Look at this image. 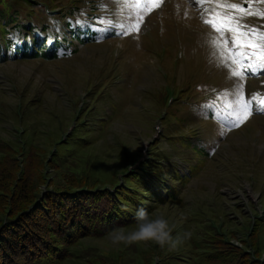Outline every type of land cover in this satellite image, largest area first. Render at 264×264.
Returning a JSON list of instances; mask_svg holds the SVG:
<instances>
[{
    "label": "rangeland",
    "instance_id": "374dc122",
    "mask_svg": "<svg viewBox=\"0 0 264 264\" xmlns=\"http://www.w3.org/2000/svg\"><path fill=\"white\" fill-rule=\"evenodd\" d=\"M43 1L55 9L61 3L67 6L65 9L85 7L86 15L91 12L84 18L86 25H97L102 34L109 31L107 26L120 37L80 47L60 61L24 60L0 66V138L8 142L16 138L23 151L32 146L54 154L50 138L58 129L56 117L61 119L64 141L76 127L74 121L90 97L104 89V94L111 96V106L98 115L99 122L106 116L105 127H94L89 136L102 148L104 141L116 142V146L106 150L108 154L101 148L106 159L99 168L120 173L114 190L123 186L129 172L147 161L149 152L155 158L147 161L149 167L176 162L178 168L185 170L187 165L201 168L182 198L188 205L208 202L212 210H217V206L225 209L227 222L218 216L217 222L209 220L206 228L214 227L226 242L221 230L224 228L233 236L229 244L245 245L247 251L254 252L247 241L264 216V117L249 118L234 131V124L241 122L236 105L233 120L224 122L225 133L215 124L192 123L184 117L181 107L204 101V96L212 91L234 103L244 95L264 91V77L246 78L242 73L245 65L235 64L236 56L229 52L230 45L226 43V38L231 37L235 48H245L246 57L261 58L256 59L252 71L257 72V66L264 64V0H139L138 7L132 6L133 0ZM198 13L212 28L216 25L215 34L201 24ZM53 21L56 29L63 22ZM137 22L139 28L133 30L131 25ZM125 31L127 34H123ZM66 38L70 39L68 35ZM226 106L230 109L231 104ZM52 119L54 123L50 124ZM182 140L216 146V153L211 159L200 160L199 155L185 149ZM124 151L141 154L125 173L121 170ZM47 173L49 169L44 172ZM216 195L223 199L216 203ZM163 215L175 226L174 236L187 231L176 222V215L184 218L181 212ZM194 222L189 220V225L194 227ZM148 242L113 245L108 234L84 241L81 250L85 258L101 257L107 262L118 259L124 264L138 258ZM159 248L167 252L178 249ZM261 248L257 256L263 262L264 239ZM156 260L158 264L155 257Z\"/></svg>",
    "mask_w": 264,
    "mask_h": 264
},
{
    "label": "trees",
    "instance_id": "16d2710c",
    "mask_svg": "<svg viewBox=\"0 0 264 264\" xmlns=\"http://www.w3.org/2000/svg\"><path fill=\"white\" fill-rule=\"evenodd\" d=\"M64 7L67 6L61 3L55 9L43 0H0V66L24 60L60 61L71 57L80 47L118 39L113 30L102 37L96 30L97 25H86L84 18L91 16V12L86 15L85 7ZM53 20H63L59 29ZM104 91L90 97L80 118L74 121L76 127L64 141L61 119L56 117L58 129L50 138L54 154L52 150L47 153L32 146L23 151L16 138L9 142L0 138V264H121L118 259L107 262L101 257L85 258L81 248L84 241L104 238L114 228H130L140 207L146 208L153 217L165 218L163 214L181 212L184 218L176 215V222L192 236L172 252L148 242L138 258L124 264H157L155 257L159 259L158 264H264L257 256L261 254L264 239V216L247 241L254 248V252H249L245 245L229 244L233 236L224 228L221 230L228 239L226 242L214 227L206 228L209 220L217 222L218 216L227 222L225 209L217 206V210H212L208 202L188 205L182 198L201 168L187 165L185 170L178 168L176 162L149 167L147 161L155 160L149 152L147 161L129 172L123 186L114 190L120 173L99 168L106 159L102 150L108 154L106 150L116 146V142L104 141L102 148L89 136L94 127L97 130L105 127L106 116L99 122L98 115L106 106H111V96ZM204 99L184 104L186 108L181 107L184 117L192 123L215 124L225 133L227 128L214 120L211 108L205 105L222 107L227 103L234 109L237 105L241 123L234 124V131L241 129L250 116L264 117L259 106L251 111L242 106L244 101L258 105L256 101L262 100L264 104V91L244 95L237 103L214 91ZM183 146L199 155L200 160L211 159L217 148L207 147L204 142L193 145L189 140ZM140 156L139 151L122 152L121 157L125 159L122 172ZM46 169L50 173L45 175ZM111 190L114 191L111 193ZM219 199L223 197H214L216 203ZM189 220H195L194 227L189 225Z\"/></svg>",
    "mask_w": 264,
    "mask_h": 264
},
{
    "label": "clouds",
    "instance_id": "9594fccd",
    "mask_svg": "<svg viewBox=\"0 0 264 264\" xmlns=\"http://www.w3.org/2000/svg\"><path fill=\"white\" fill-rule=\"evenodd\" d=\"M134 220L135 223L130 228L117 227L110 231L109 238L113 245L152 241L162 248L167 246L175 249L192 236L190 231L174 236V225L161 216L153 217L144 207L136 210Z\"/></svg>",
    "mask_w": 264,
    "mask_h": 264
},
{
    "label": "snow or ice",
    "instance_id": "6c2138e0",
    "mask_svg": "<svg viewBox=\"0 0 264 264\" xmlns=\"http://www.w3.org/2000/svg\"><path fill=\"white\" fill-rule=\"evenodd\" d=\"M199 2V0H198ZM149 3H151V0H149ZM133 7H138L139 6V0H133V4H132ZM145 7H147L148 5L145 4L144 5ZM232 8H238L237 5H231ZM139 19H143V17H139ZM223 27H228L227 25H223ZM121 28H123V25H121ZM131 28L133 30H138L139 28V22H137L136 24L134 25H131ZM218 31L220 30L219 28L217 29ZM230 31H236V29H231L229 28ZM123 34H127V32L125 31ZM233 42H238L237 40H234ZM243 55V54H242ZM249 67H252V68H255L256 66L255 65H249ZM260 67L264 68V65H260ZM234 75H238V73H233ZM244 108L247 109V104L244 105ZM262 111H264V108L261 109Z\"/></svg>",
    "mask_w": 264,
    "mask_h": 264
}]
</instances>
